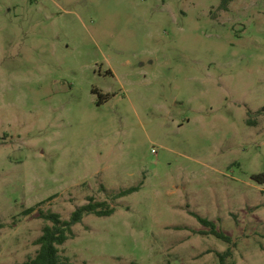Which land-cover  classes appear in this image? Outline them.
Instances as JSON below:
<instances>
[{"label":"rangeland","instance_id":"rangeland-1","mask_svg":"<svg viewBox=\"0 0 264 264\" xmlns=\"http://www.w3.org/2000/svg\"><path fill=\"white\" fill-rule=\"evenodd\" d=\"M220 5L0 0V264L90 197L71 262L264 264V0Z\"/></svg>","mask_w":264,"mask_h":264},{"label":"trees","instance_id":"trees-1","mask_svg":"<svg viewBox=\"0 0 264 264\" xmlns=\"http://www.w3.org/2000/svg\"><path fill=\"white\" fill-rule=\"evenodd\" d=\"M233 0H221L220 7L227 9L229 3ZM138 189L137 186H131L125 189H121L113 196L114 199H118L122 196L132 193ZM36 207L32 206L23 213L29 214L35 211ZM115 211V207L110 206L107 201H95L92 197L88 199V202L77 206L70 214L68 219H62L61 216L52 211L44 212L39 211V215L46 223L42 227L41 235L35 240V244L38 248L35 254L28 259L14 264H79L71 262L68 258H64L59 253V246L64 244L69 238L74 236L73 225L82 221L83 217L88 214H94L96 216H109ZM197 220L208 231H201L203 234H211L215 237L222 239L229 244L232 243L230 236L224 234L222 231L216 229L214 222L196 214L192 213ZM4 227V223L0 221V228ZM232 250L228 247L222 252H216V256L219 259L220 264H234L232 261H228L232 256ZM166 264H171L167 262Z\"/></svg>","mask_w":264,"mask_h":264}]
</instances>
